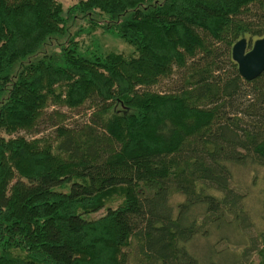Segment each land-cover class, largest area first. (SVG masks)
Listing matches in <instances>:
<instances>
[{
    "label": "trees",
    "instance_id": "16d2710c",
    "mask_svg": "<svg viewBox=\"0 0 264 264\" xmlns=\"http://www.w3.org/2000/svg\"><path fill=\"white\" fill-rule=\"evenodd\" d=\"M98 29L131 52L77 40ZM263 36L264 0H0V264H264L192 245L245 227L231 168L264 169V73L230 52Z\"/></svg>",
    "mask_w": 264,
    "mask_h": 264
},
{
    "label": "rangeland",
    "instance_id": "374dc122",
    "mask_svg": "<svg viewBox=\"0 0 264 264\" xmlns=\"http://www.w3.org/2000/svg\"><path fill=\"white\" fill-rule=\"evenodd\" d=\"M60 3L63 10L76 4L78 0H55ZM83 29L88 28V24H82ZM79 43L83 47L89 48V51H102L109 52L114 51L121 53L123 55H128L131 52V48L123 44L116 38L103 33L100 29L96 30L92 34L83 33L77 38ZM252 44V43H251ZM251 45L248 46V49ZM177 75L174 74V78ZM172 81V79L170 80ZM171 82H164L162 87L169 86ZM160 89L159 87L156 88ZM58 111L65 115V117L59 122L62 125L73 124L76 121L84 120V117L88 115V111L85 108L78 109L76 111H71L65 107L60 108L56 106H49L44 115H48L51 111ZM41 127L46 129V124L42 123ZM52 129L44 130L38 137L51 135ZM20 135H24L20 133ZM232 179L230 187L234 189L239 195L242 196L243 200V210L245 211L246 221L244 226L240 229L229 227H222L219 230H210V235L208 238L197 237L192 245H198L199 248L203 245H216L215 250L229 249L230 251H241L239 245H264L260 242V235L264 233V169L257 167L252 164L247 165H235L232 166ZM183 197L179 195H174L171 197L170 201L173 205L182 201ZM118 203H112L109 206L114 208ZM105 214V209L100 210L89 218L96 219ZM218 253V252H217ZM214 260L216 264H220L218 259L220 255L216 254ZM251 261L253 263L258 262L256 253L252 254Z\"/></svg>",
    "mask_w": 264,
    "mask_h": 264
},
{
    "label": "water",
    "instance_id": "95a60500",
    "mask_svg": "<svg viewBox=\"0 0 264 264\" xmlns=\"http://www.w3.org/2000/svg\"><path fill=\"white\" fill-rule=\"evenodd\" d=\"M231 59L244 81H252L264 73V36L253 41L248 49V41L242 38L233 44Z\"/></svg>",
    "mask_w": 264,
    "mask_h": 264
},
{
    "label": "flooded vegetation",
    "instance_id": "af4514ba",
    "mask_svg": "<svg viewBox=\"0 0 264 264\" xmlns=\"http://www.w3.org/2000/svg\"><path fill=\"white\" fill-rule=\"evenodd\" d=\"M251 47V46H250Z\"/></svg>",
    "mask_w": 264,
    "mask_h": 264
}]
</instances>
